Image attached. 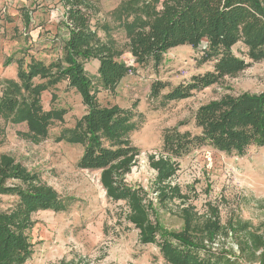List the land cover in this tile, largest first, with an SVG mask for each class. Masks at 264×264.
I'll return each instance as SVG.
<instances>
[{
    "label": "rangeland",
    "instance_id": "obj_1",
    "mask_svg": "<svg viewBox=\"0 0 264 264\" xmlns=\"http://www.w3.org/2000/svg\"><path fill=\"white\" fill-rule=\"evenodd\" d=\"M119 2L89 0L88 14L98 38L120 54L118 61L132 68L130 74L109 93L97 81L98 63L92 60L85 65L99 104L115 105L130 113L135 127L129 140L139 152L127 166L113 168L111 179L139 192L151 225L179 232L186 214L199 228L217 219L220 232L213 243L205 241L204 245L230 252L238 264H258L260 252L251 253L243 244L250 233L264 239V147H251L242 156L201 149L175 160L162 155L160 146L163 131L168 129L197 134L194 115L200 106L225 96L264 93V59L188 99L166 102L163 95L191 76L211 71L212 64L200 65L201 53L181 46L169 50L155 71L151 65L137 66L118 25ZM23 13L30 19L27 26ZM62 20L63 7L58 0H0V84L16 79V59L23 61L25 69L30 58L48 65L62 55L66 38ZM232 53L250 62L242 44H236ZM157 81L167 87L152 98L150 87ZM51 94L56 96L54 103ZM41 104L45 111H66L61 121L50 124L44 138L32 137L24 124L13 125L0 118L4 136L0 155L11 157L38 176L66 206L63 212L39 211L31 216L33 227L28 237L32 254L24 264H169L156 245L140 243V230L130 220L133 212L129 204L107 196L102 172L77 168L83 148L66 143L75 121L85 113L76 92L62 82L42 93ZM162 170L170 175L158 184ZM13 202L11 197L0 196V212L10 209Z\"/></svg>",
    "mask_w": 264,
    "mask_h": 264
},
{
    "label": "trees",
    "instance_id": "obj_2",
    "mask_svg": "<svg viewBox=\"0 0 264 264\" xmlns=\"http://www.w3.org/2000/svg\"><path fill=\"white\" fill-rule=\"evenodd\" d=\"M58 1L63 7L60 26L66 33L62 55L48 65L30 58L26 70L21 59H12L18 71L16 79L0 84V118L13 125L24 124L32 137L44 138L50 124L61 121L66 111H45L42 93L65 82L85 109L66 137L67 144L83 148L76 166L101 171L107 196L129 204L133 212L130 220L140 230V243L156 245L169 264H238L237 258H230V252L204 245L205 241L213 243L220 232L217 219L199 228L186 214L179 232L164 231L148 222L139 192L111 179L113 168L127 166L139 152L129 140L135 127L130 113L115 105L99 104L85 65L92 60L98 63L97 81L109 93H114L132 68L118 61L120 54L110 43L98 38L96 28L90 24L89 0ZM116 15L127 52L137 66L151 65L155 71L169 50L181 46L198 50L202 55L200 65L212 64L211 71L191 76L188 82L163 95L166 102L188 99L264 59V0H120ZM23 21L29 24L27 13H23ZM236 44L246 48L250 62L233 55ZM166 87L160 81L154 82L151 97L157 98ZM55 100L51 94L50 102ZM194 125L197 134L177 128L163 131L162 155L180 160L193 151L211 149L227 156H242L251 147H264V93L225 96L202 105L195 112ZM3 139L0 130V146ZM168 173L160 172L158 184L169 177ZM0 196L14 199L10 209L0 212V264H24L32 254L28 237L33 227L31 216L39 211L63 212L66 206L51 188L41 184L38 176L6 155H0ZM198 233L201 235L196 238ZM245 238L243 247L251 253L260 252L258 264H264V239L252 233Z\"/></svg>",
    "mask_w": 264,
    "mask_h": 264
}]
</instances>
